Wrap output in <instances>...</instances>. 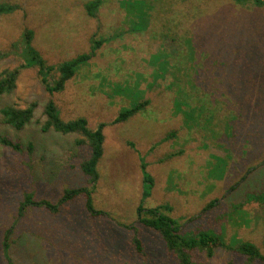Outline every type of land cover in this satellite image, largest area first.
Returning a JSON list of instances; mask_svg holds the SVG:
<instances>
[{"label": "rangeland", "instance_id": "obj_1", "mask_svg": "<svg viewBox=\"0 0 264 264\" xmlns=\"http://www.w3.org/2000/svg\"><path fill=\"white\" fill-rule=\"evenodd\" d=\"M91 1L0 0L12 7L0 12V52L12 50L0 58V76L24 65L14 90L0 95V108L37 104L21 130L0 115V137L22 146L15 151L0 143V264H178L161 236L137 219L143 172L153 180L143 205H168L163 212L182 232H222L226 240L236 235L264 253V205L246 201L264 188V167L231 190L248 168L264 164V104L254 112L256 101L264 103V2L99 0L90 16ZM93 41L102 44L92 58L62 90L49 93L26 45L45 65L56 66L88 53ZM49 100L64 122L82 117L92 130L104 123L91 190L100 216L86 211L83 196L56 214L28 206L19 215L25 193L54 203L65 189L89 183L80 168L89 147L76 143L84 137L41 131ZM145 100L134 115L113 122ZM241 102H249L242 103L249 115L234 133ZM8 229L9 260L3 254ZM135 233L140 253L132 244ZM196 260L243 261L221 247Z\"/></svg>", "mask_w": 264, "mask_h": 264}, {"label": "trees", "instance_id": "obj_2", "mask_svg": "<svg viewBox=\"0 0 264 264\" xmlns=\"http://www.w3.org/2000/svg\"><path fill=\"white\" fill-rule=\"evenodd\" d=\"M236 3H253L255 5H262L261 0H233ZM99 0H93L87 5V11L90 16H94L97 11V6H99ZM12 7L6 5H0V12H6L11 10ZM27 40L30 39L31 33L29 31L25 32ZM102 44L101 41H93L91 50L88 53L79 54L69 60H66L56 66H47L45 65L38 56L28 49L26 45L27 52L30 55L31 61L34 64H37L38 72L43 75L40 79L43 87L49 92L60 91L64 88V85L68 79H70L76 72V68L79 64L88 61L95 54L96 49ZM17 48L16 44L12 45L11 49ZM12 51V50H11ZM11 51H2L0 52V58L8 56ZM24 65L21 64L15 69L2 71L0 76V95L3 93H11L15 88V80L20 71V68H23ZM57 75L56 77L53 75ZM52 79V83H50ZM241 102L238 103L240 107V119L235 122V127L233 131H237L240 126L244 123V120L249 114L248 105ZM147 104V101L138 102L134 106L122 110L118 116L113 120V122H120L126 120L128 117L134 115L140 109ZM263 102L259 101L255 103L254 112L259 108L263 107ZM37 104L35 102L28 103L24 108L14 107L12 105H5L0 108V115L2 121L5 124L12 126L16 130H21L26 124H28L33 118V113ZM197 110L203 111L202 107H198ZM182 112L183 109L181 110ZM264 114V109L262 111ZM43 121L41 123V131L54 130L60 133H76L84 137V139H76L77 144L87 143L89 147L88 157L80 163L81 171L88 176L89 183L85 187H74L67 188L63 191L61 197L56 202H50L45 199L36 200L33 198L31 193H25L23 200L19 204V215L23 209H26L28 206H34L39 208H44L51 214H56L60 209L78 196L84 197V207L86 211L94 217L104 214L100 210H96L92 204L91 190L95 187V184L98 179L97 173V164L103 153V134L102 129L104 123L99 124L95 129H89L87 127V122L84 118H78L72 121L64 122L59 112L54 105V103L49 100L43 105L42 109ZM197 116H201L198 113ZM259 117L258 114L255 115V118ZM232 124V122H229ZM239 133V132H238ZM0 143L15 150L21 151L22 146L17 141H12L5 136L0 137ZM242 151L245 150L243 144H241ZM28 152L32 151V143H27L26 147ZM247 153V152H246ZM248 154V153H247ZM263 161V160H262ZM260 167H264L263 163H258L257 166H253L247 169L245 174L241 177L240 181L236 182L234 186L231 187V190H236L240 182H244L249 174L253 173ZM143 169V166H142ZM152 177L143 172L142 177V195L141 200L136 209V216L142 225L156 231L160 236L165 245L167 252L173 254L178 261V264H204L200 261H197L198 253L204 254L206 257H211L214 254L215 248H224L225 250L231 251L234 254H238L242 258V264H264V253L252 242L238 238L236 235H233L230 239L226 240L223 233H215L209 230H200L197 232H182L180 229V224L174 222V219L167 216L163 210H170L168 205L166 206H156V207H145L143 201L149 197L150 190L152 187ZM247 202H256L260 205H264V188H261L258 192L248 193L246 195ZM215 200L207 203L205 210L214 206ZM130 227V226H126ZM132 229H136L133 227ZM9 229L6 231L3 254L7 260L9 257L6 255V247L8 246V240L6 236L9 233ZM138 231V230H136ZM132 244L138 253L142 252V243L137 233L132 236ZM229 264H233L232 261Z\"/></svg>", "mask_w": 264, "mask_h": 264}, {"label": "built area", "instance_id": "obj_3", "mask_svg": "<svg viewBox=\"0 0 264 264\" xmlns=\"http://www.w3.org/2000/svg\"><path fill=\"white\" fill-rule=\"evenodd\" d=\"M262 2H264V0H261Z\"/></svg>", "mask_w": 264, "mask_h": 264}]
</instances>
